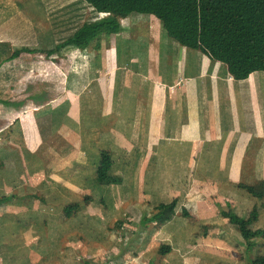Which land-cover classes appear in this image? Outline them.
<instances>
[{
	"label": "rangeland",
	"instance_id": "1",
	"mask_svg": "<svg viewBox=\"0 0 264 264\" xmlns=\"http://www.w3.org/2000/svg\"><path fill=\"white\" fill-rule=\"evenodd\" d=\"M25 1L27 0H18L17 2L22 5ZM58 1L62 5H64L63 3H71V0ZM27 5L28 3L23 5L27 7L26 11L22 15L19 14L18 18L15 19L17 25L25 20L26 25L22 22L19 26L21 29H24L25 26L28 27V23L23 17L28 18L27 12L30 9L31 19L33 21L37 20L30 23L32 27L39 21L43 22L47 19V11L43 0H32V6ZM86 12L84 22H91L105 17L99 14L93 15L92 9ZM150 16L154 17L152 21H150ZM130 18L123 22L125 28L119 35L102 37L96 41V46L100 43L99 48L92 44L88 50L82 52L81 50L77 51V48H66L62 45L65 42L64 38L69 37V34L64 36L65 32L59 33L51 28H48L47 32V28L44 30V25H41L44 31L42 34L38 31L39 36L36 35L37 38H43L46 33L50 35L39 48L49 51L62 47L61 53L65 54V60L60 63L47 62L44 54H31V56L25 54L17 61L21 67L30 70L15 86L11 98L16 102L24 101L25 104L21 107V111H17L19 109L15 111L11 108L15 112L12 117L6 115V108L4 109L0 105V109L4 110L0 113V129L11 125L8 122L15 121L9 130L11 129L13 134L15 130V135H19L20 132V136H16L15 142L20 155L17 157L16 169L12 168L8 160H4L1 161L0 171L10 172L11 175L16 172L23 185L17 183L15 186L14 183H10L0 190V201L5 198L9 199L8 202L1 204L0 223L3 224H1V227L3 226L4 229L21 232L17 234L20 237L16 238L15 245L17 246L12 254L7 255V252L2 250L0 264H30L26 260L24 261L25 254H23L22 259H19L22 255H16L17 252L19 253L23 249H29V246L41 247L36 249L35 255L32 254L30 259L31 262H37V257L41 256L43 257L42 264H85V261L93 262V264H102L105 261H110V264H252V260L264 255L262 245L264 238L257 239L259 246L255 251L247 254L239 228L232 225L224 214V211H228L230 207H233L241 217L250 218L256 215L253 229L264 230V173H258L260 171L264 172V142H262L260 150L257 148V158L261 157L259 163H263L261 164L262 169L256 173L249 172L250 170L248 171L246 168H242L244 171L240 170L241 172L231 169L224 173L225 169L228 168L224 167L225 159L221 157L199 159L197 171L193 172L192 168L183 167L187 165L186 160L188 161V159L173 158L170 160L175 159L174 161L177 163L170 164L169 167H166L163 161V166L169 172L162 174L160 184L159 182L156 184L154 174L152 175L147 166L144 165L143 170L145 172L141 175L143 180L141 184H138L136 193L133 189L127 187L126 200H128V203L121 208H114L108 205L103 190H97L99 199L91 197V195L93 196V189L90 187L88 179L86 182L83 180L84 176L87 175V169L84 172L85 174L80 176L81 173L78 172L80 170H77L70 163L66 169L67 171L59 174L62 167V158L67 161L68 155L72 153L65 148H73L71 143L62 142L63 136H55L56 142L52 140L44 145L41 143L39 146L37 143L29 145V142L26 141L25 134H29L30 131V134L34 136V132L37 131L36 128L43 132L46 138L52 134L58 133L57 135H59V132L63 133L65 129L63 124H72L75 113L78 112L76 110L73 113V108L91 102L93 100L91 97L93 89L97 94L103 92L97 78L96 83L91 85V88L86 87L89 79L85 78V75L88 74L87 69L89 70L90 64L92 65L90 60L94 59L96 54L97 60L99 59V50H106L107 53L105 59H99L101 67L97 63V71L100 67V75L106 73L105 67H108L112 69L114 74L121 75L123 85L128 73L131 72L134 76L133 87L136 94L140 96L143 94L148 100H152L155 89H157L159 91L158 96L161 98L160 102L171 103L176 101L183 103L186 101L188 96L183 92L189 86L188 83L183 81L181 89L177 88L176 84L181 80L180 77L184 79L185 74L195 65L194 63L190 65V57H194L198 51L182 46L175 41L164 29L161 21L154 15L134 14ZM29 30L35 37V28L29 27ZM72 32L70 31V33ZM149 34L151 36L158 35L160 38L159 46H154L153 50L154 53L157 50L158 57H160L158 68L156 67L157 63H151L154 55L151 56L150 53L153 41L148 42ZM139 36L142 37L139 38ZM110 37H114L113 43H111L110 48L104 49V43L107 44ZM116 37L120 39V43ZM128 40L131 41L126 44ZM34 49L36 48L34 47ZM120 49L123 52H120ZM127 53L129 54L127 58L130 59L125 58ZM179 53L188 56V58L181 56V65L177 56ZM119 55L120 58L115 60L116 56ZM185 59L188 62L185 63ZM68 60L77 63L72 66ZM110 69H108V72H110ZM184 69L187 70V73H184ZM206 72V63L203 62V70L200 72L201 74H197L204 75ZM102 78L101 75L99 80ZM204 81H208L210 88L213 89L220 85V81H215L209 77H205ZM151 82L155 84H151ZM239 85L241 86V84ZM241 87L244 91L242 99L244 98L245 101L237 104V109H235L233 115L230 110H226L227 113H225V109L219 110L216 114L221 116L227 114L228 119L231 116L234 118L236 115L239 133H244L245 131L241 129L243 126L240 127L242 118L246 117L248 124L253 127V120L256 117L264 116V106L263 100L258 98L257 92L253 94L254 89L258 90L257 76H253L249 82L242 84ZM123 88L124 91H127V86ZM45 91L48 92V101L41 105L37 104L33 96L40 95ZM240 95L238 94L237 97L239 98ZM155 100L157 99L154 98L153 101ZM191 102H194L193 98H191ZM25 117H29L30 123L28 122V126L23 122ZM95 124H98V122ZM249 132L253 136H263V133L261 134L258 131ZM70 133L71 131L68 134ZM1 136L3 134H0ZM4 137L8 136H3L0 139L1 142L5 141ZM103 139L107 143H103L104 141L98 143V148L92 153L106 154V156H101V161H114L113 164L124 166L127 150L130 147L131 150L134 148L136 140L126 141L128 139L126 136H121L120 133L114 130H111L109 135H103ZM114 142L116 143L114 144ZM124 143L127 147L126 151L123 147ZM144 144H146L147 149H151L148 142H144ZM87 145L91 147L95 144L89 142ZM62 146L64 147L63 150ZM50 147H53L52 150H50ZM25 150L33 158L36 157L34 159L37 164L27 161ZM46 152L50 153L52 157H48ZM151 160L150 158H144L143 162L148 163ZM245 160L248 159H243V161ZM138 161L134 157L128 158V167H134ZM214 161L216 164L213 166ZM11 162L14 165V161ZM57 169H59L57 175L51 176L49 174ZM254 170H257V168ZM73 173L74 179L78 180L79 177L82 179L80 183L79 181L76 184L73 182ZM127 176L129 184L134 173L129 172ZM56 178L60 182H56ZM168 178L171 179L172 185L168 184ZM62 181L67 182V186L73 190H78L77 187L83 186V190L78 191L79 196H83V199L72 203V205H67L65 200L56 202L54 205L50 204V202L57 201L62 197V189L64 188ZM80 184L82 186H79ZM249 186H254V191L263 193V196L250 194L248 191ZM55 190L58 192L57 200L53 198ZM70 195L71 197L76 196L73 193H70ZM24 197L27 198V201L21 206L20 200ZM173 201H177L178 206L175 217L170 223L163 224L160 227L156 226L157 223L154 222L149 223L146 227L141 223L142 212H146L150 217L155 213L156 207ZM41 202H44L43 205H41ZM46 202L48 203L46 204ZM102 202H105V205H102ZM93 206H95V211L91 215L95 222L89 220L86 222L87 209L90 210ZM71 208V214H68L71 215L69 218L66 211ZM46 210L48 211V218L45 214ZM22 211L26 216L20 217L19 214ZM51 215H56L58 220L62 219L63 221L57 222L58 225L46 222L51 219ZM32 229L35 230L32 231ZM39 229V233L35 232ZM27 230H31L35 238H32ZM161 232L176 233L183 240L182 242L180 238L169 234L170 238L167 241H172V251L167 256H163L157 251L159 245L163 244L158 241L160 238L158 234ZM185 243L187 246H185ZM33 251V249L30 250V253H33ZM6 256L7 258L4 259ZM207 258L210 260H206Z\"/></svg>",
	"mask_w": 264,
	"mask_h": 264
},
{
	"label": "crops",
	"instance_id": "2",
	"mask_svg": "<svg viewBox=\"0 0 264 264\" xmlns=\"http://www.w3.org/2000/svg\"><path fill=\"white\" fill-rule=\"evenodd\" d=\"M17 1L18 0H0V43H9L12 46L13 51L24 49L27 51V53L25 54L31 56L30 52L33 50L42 51V49H40L39 47L41 46L42 42L50 35L46 33L44 34L43 38L38 39V31L42 34L46 28L47 32L51 28L59 33L65 32L64 36H67L69 34L70 37L72 35V29L63 28L62 30H55L51 25L48 12L47 19L45 21L40 22L38 20L39 22L34 24V27H32L30 23H33L37 20L33 21L31 19V9L27 12L28 18H25V16L23 17V19H26L28 27L25 26L24 29H21V27L19 26L20 24H22V22L24 23V25H26L25 20L21 21L19 25H17L15 19L18 18L19 14L22 15V13L26 11L27 7L23 6L24 4L28 3L27 6H32V0H27L22 5ZM130 17L123 20V22L131 19ZM150 17V21H152L154 17ZM155 24L157 25L156 22ZM41 25H44V30ZM124 25L125 24L123 23V27ZM29 27L32 29L35 28V37L31 34ZM70 31L72 33H70ZM69 37H63L65 39V42L68 41ZM140 37L142 36H139V38ZM113 39L114 37H110L109 42L107 44L106 42L104 43V49L110 48L111 43H113ZM116 39L119 40L120 43V39L118 37H116ZM96 41L93 43L95 44L94 46H96ZM130 41L131 40H128L126 44ZM149 41H153V47L152 49H150V53L151 56H154H152L151 63H157L156 67L158 68L160 57H158V51L156 50V53H154L153 50L154 46H159L160 38L158 37V35L151 36V34H149L148 42ZM65 42H63L62 45H64ZM34 47L36 49H34ZM65 47L76 48L72 45H66ZM99 47L100 43L97 44L96 48ZM76 50L78 51L80 49L77 48ZM82 51L83 50H81V52ZM120 52H123V50L120 49ZM98 53L99 59L106 58V50H99ZM61 55L62 56L58 58V63H60L61 61L63 62V60H65L66 58L64 56V53H61ZM128 56L129 54L127 53L125 58H127ZM177 56L179 57L180 65L182 63L181 56L188 58L187 55L180 53L177 54ZM118 58H120V55L116 56L115 60H117ZM99 59L97 60L96 54L95 58L90 60L92 65L90 64V69H87L88 74L85 75V78L89 79L86 87L88 86L89 88H91V85H94L96 83L97 78L98 82H100V89H102L103 92L101 94H97L93 89V91L91 92V97L93 100L91 102L84 105L81 104L80 106L73 108V113L76 110L78 112L75 113V118L72 121V124H63V127H65L63 133L59 132V135H57L58 133L52 134L50 137L46 138L44 137L43 132H40L38 128H36L37 131L34 132V136L30 134V131L28 129L30 137L29 134L26 135L23 131L26 141L29 142V145H35V143H37L38 146L41 143H43L44 145L48 141L55 140V136L60 135L63 136V139L61 138L63 143L72 144L73 148H71L72 150L70 149L72 151V157L67 158L68 162L66 160L64 162H61L62 167L60 168V173L58 172L59 169H57L56 171H51V173H49L51 176L66 172V169L68 168L70 163L77 170H80L78 171L79 173H81L80 176L84 175V172L87 169V175L84 176L83 180L86 182V180L88 179L89 185L93 189V196L91 195V197H93V199H99L97 196V190H103L108 205L114 208H121L126 202H128V200H126L127 187L133 189L134 193H136L138 184L142 183L143 178L141 175L145 172L143 170L144 165L147 166L152 175L154 174L156 184L157 182H159L160 184L162 180V174L169 172L167 171V168L163 166V161L166 167H169L170 164L174 165L177 163L176 161H174L175 159L170 160L173 158L188 159V161L186 160L187 165L182 166L185 168H192L193 172L197 171L199 159L205 157L212 159L221 157L222 159H225L224 167L228 169H225L224 173H227L231 169L236 170V172H241L240 170L244 171L242 168H246L248 171L250 170L249 172L256 173L260 169H262L261 164L263 162L259 163V158L261 157L257 158V156L258 149H261V144L262 142H264V116L256 117V119L253 120V127L251 124H248L246 117L242 118L243 120L242 123H240V127L243 126V128L241 127V129L245 132L239 133L240 130L239 126H237L236 124V115L234 116V118L231 116V118L228 119L227 114L221 116L220 114L216 113L219 110L225 109V113L230 110L233 115V112L235 111V109H237V104L239 102L245 101L244 98L242 99V95L244 94V91L241 87L242 84L249 82V80L253 76H257L258 82V90L254 89L253 94L257 92V95L259 96L258 98L263 100L264 106V72H262V74H260L261 72H255L248 79L238 81L231 76L227 64L222 62L217 63L218 61L211 60L209 57H207L206 54L198 51L194 57H190V65H192V63H194L195 65L191 67V70L188 73L187 70L184 69V73H187L185 74V78L182 79V77H180L181 80L176 84V87L181 89L183 81L188 83L189 86L186 87L185 91L183 92V94L188 96L186 97V101L183 103H179L176 101H172L171 103H164L160 102L161 98L158 96L159 91L157 89H155L152 100H148L143 94L141 96L139 94H136L135 88L133 87L134 76L131 72L128 73V76L122 85L121 75H118L117 73L114 74L112 69L105 67L106 73L101 74L103 78L99 80V77L101 76L99 73L101 67ZM68 62L71 63L72 66L77 63H73L72 60H68ZM186 62H188L187 59H185V63ZM203 62L206 63L207 72L204 75H200V72L203 70ZM97 63L100 66L98 71ZM108 69H110V72H108ZM205 77H209L215 81H220V85H218L214 89L210 88V83L208 81H204ZM192 83H194V85H192ZM151 84L155 83L151 82ZM239 84H241V86ZM124 86H127V91H124ZM238 94H241L239 98L237 97ZM154 98H156L157 100L153 101ZM191 98H193L194 102H191ZM98 100L100 101L97 102ZM21 107L17 111H21ZM3 108L5 109V107ZM12 109L6 108V115H10V117H12V114H15ZM14 110L16 111V109ZM1 111L2 110L0 109V113ZM2 112H4V110ZM28 118L29 117H25L23 119L24 124H27V126L28 122L30 123ZM14 122L15 121L12 120L8 122V124L13 125ZM96 122H98V124H95ZM68 124L69 126L67 127ZM11 125H7L6 127L0 129V134H3V136H8L4 137L5 141H0V164L1 161L8 160V163L11 164L12 168L16 169L17 157L20 155V153L19 149L16 148L17 145H15V142L16 136H20V132L19 135H15L14 130L13 134L12 130H9ZM251 127L254 129H252ZM111 130L120 133L121 136H126L128 138L126 141L131 142L130 140L132 139L136 140V145L133 146L134 150H131V147L127 150L124 166L121 164L117 165L116 163L113 164L114 161H101V156H106V154L104 155L103 153H92L95 152L96 148H98V143L104 141L103 135H109ZM248 130L258 131L259 133L261 132V134L263 133V136H253V134ZM70 131L71 133L68 134ZM3 136H1L0 139H2ZM114 141L116 140L114 139ZM89 142H93L95 145L90 147L87 145V143ZM144 142H148V144L151 145V149H147ZM103 143L107 142L104 141ZM115 143L116 142H114V144ZM123 147L126 151L127 147L125 143ZM52 148H50V150H52ZM47 153L48 152H46V154ZM132 157L136 158L137 161L139 159V161L134 167L130 168L128 167V158ZM25 158L27 159V161L37 164L35 160L36 157H34V159L26 150ZM144 158H150L152 160L147 163L143 162ZM246 158L248 160L243 161V159ZM11 161H14V165ZM84 161L85 163H83ZM215 164L216 163L214 161L213 166ZM255 168H257V170H254ZM129 169L131 171H128ZM129 172L134 173V176L131 177L130 183L128 184L127 175L129 174ZM258 173L264 172L260 171ZM74 177L75 176L73 173V182L75 184L77 181H79L80 183V180H82L80 177L78 180H76L74 179ZM167 181L168 184L172 185L170 178H168ZM56 182L60 181H58V179L56 178ZM10 183H14L15 186L17 185V183L23 185V183L19 179V175L16 172L11 175L10 172L5 173L0 171V190L7 187V185ZM66 183L67 182L62 181V184L64 186V188L62 189V197L57 200L58 192L57 190H55L53 198H55L54 200L57 201L50 202V204L52 203V205H54V203L56 202L58 203L65 200L67 202V205H72V203L83 199V196H79L80 194L78 192L79 190L84 188L81 184L79 186L82 187H77L78 190H73L69 186H67ZM70 193H73L76 196L71 197ZM8 201L9 200L3 201V203H6ZM26 201L27 198L24 197L20 200V205L22 206V204L26 203ZM3 203L1 204L3 205ZM43 203L41 202V205H43ZM47 203L48 202H46V204ZM1 204L0 211H2ZM102 205H105V202H102ZM45 209L47 208L45 207ZM94 211L95 206L91 207L90 210L87 209L88 213L86 214V222H88V220L91 222H95L94 219H92L91 215L94 214ZM45 214L48 218L47 210L45 211ZM19 215L20 217L26 216L24 215L23 211L20 212ZM62 221V219L58 220L56 218V215H51V219L46 222L57 224V222ZM1 224L2 223H0V228L3 227H1ZM34 230L35 229H32V231ZM27 231H29L27 233L30 234L32 238H35L31 230ZM20 232L21 231L4 229V227L0 229V254H2V250L4 252H7V255L12 254L16 250V238L20 237V235H17L20 234ZM35 232L39 233L40 229ZM169 234L172 236H176L180 238V240H182L181 236L176 233L173 234L161 232L160 234H158L160 236L158 241H161V243H169L171 245L172 241H167L168 238H170ZM185 246H187L186 243ZM40 248L41 247L37 248L29 246V249H23L21 250V252H17L16 255H22V257L19 258L22 259L23 254H25L24 261L26 260L27 263L42 264L43 257L41 256L37 257V262H31L30 259L32 258V254H34L36 249ZM32 249L34 251L33 253H30V250ZM5 258H7V256L4 257V259ZM206 260L210 259L207 258Z\"/></svg>",
	"mask_w": 264,
	"mask_h": 264
},
{
	"label": "trees",
	"instance_id": "3",
	"mask_svg": "<svg viewBox=\"0 0 264 264\" xmlns=\"http://www.w3.org/2000/svg\"><path fill=\"white\" fill-rule=\"evenodd\" d=\"M43 3L55 30H73L63 46L72 45L85 51L101 37L120 34L124 29L123 20L132 14L154 15L175 41L203 52L214 61L227 64L236 80H246L255 72H264V0H71L70 4L64 5L58 0H43ZM90 9L93 15L105 17L84 22L86 11ZM61 49L33 50L30 53L44 54L48 62H58L62 56ZM25 53L24 49L13 51L9 43H0V105L5 108L20 109L25 104L11 98L15 86L30 70L17 63ZM33 98L37 104H44L48 101V92ZM47 155L52 157L50 153ZM68 156L71 158L72 153ZM254 190V186L248 187L250 194L263 196ZM6 200L9 199H3L0 204ZM177 206V201L160 205L150 217L142 212L141 223L145 227L151 222L159 227L168 224L174 219ZM71 210L66 211L69 218ZM224 214L232 225L239 228L245 252L255 251L259 246L257 239L264 238V230L253 229L256 215L241 217L233 207ZM262 245L264 247V243ZM157 251L167 256L172 247L163 243ZM110 263L105 261L102 264ZM85 264L93 262L85 261ZM252 264H264V255L252 260Z\"/></svg>",
	"mask_w": 264,
	"mask_h": 264
}]
</instances>
